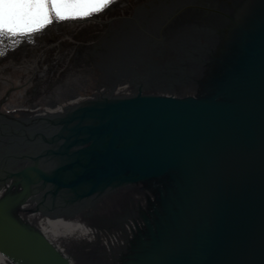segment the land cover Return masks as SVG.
<instances>
[{
	"label": "water",
	"instance_id": "obj_1",
	"mask_svg": "<svg viewBox=\"0 0 264 264\" xmlns=\"http://www.w3.org/2000/svg\"><path fill=\"white\" fill-rule=\"evenodd\" d=\"M101 41L90 97L0 111V264H264V0H137Z\"/></svg>",
	"mask_w": 264,
	"mask_h": 264
},
{
	"label": "rangeland",
	"instance_id": "obj_2",
	"mask_svg": "<svg viewBox=\"0 0 264 264\" xmlns=\"http://www.w3.org/2000/svg\"><path fill=\"white\" fill-rule=\"evenodd\" d=\"M122 20H106L108 30L100 34L101 39L108 35L111 30L117 28V24ZM79 27H83V24H78ZM98 37L96 36V40L90 41V48L98 41ZM70 42L74 43L75 41L71 40ZM0 43H5V39H0ZM90 50L81 52L69 48L54 50L50 53L41 51L37 52V55H42L43 60L51 63L49 66L46 64L48 67L44 68L43 64L41 67L35 68H15L11 65L10 59L7 58L8 60H6L3 57L0 46V96L8 87H14L0 104V111L14 108H21L22 110L33 107L39 109L53 108L56 105H64L69 100L89 96L94 89L96 90L100 80V72L95 62L97 58ZM93 57L95 64L91 65ZM17 58L20 59V57ZM22 70L23 74L21 75L20 71ZM33 70L35 74L28 81L27 77L31 75Z\"/></svg>",
	"mask_w": 264,
	"mask_h": 264
},
{
	"label": "flooded vegetation",
	"instance_id": "obj_3",
	"mask_svg": "<svg viewBox=\"0 0 264 264\" xmlns=\"http://www.w3.org/2000/svg\"><path fill=\"white\" fill-rule=\"evenodd\" d=\"M136 1L137 0H111V3L100 6V11L94 12L87 17H73L72 15H68L63 20H56L54 18L52 23H42L31 33H23L11 38L6 37L4 38L5 43H0L3 57L6 58V60L10 59V61H12L11 65L15 68H35L41 67L43 64L45 66L44 68H46L51 65V63H47L49 61L46 62V60H43L42 55H37V52L45 51L46 53H50L54 50L69 48L81 52L89 51L101 40L100 34L108 30L105 21L113 19L122 20L130 17L132 5ZM80 23L83 24V27L78 28V24ZM68 36L70 37L68 38ZM96 36H99V39H97L98 41L90 48V41H94ZM71 40L75 42L72 43L70 42ZM90 51L97 58L95 61L97 66L100 60L92 49ZM16 52H19V54H16ZM17 57H20V59ZM94 59L93 57L91 65L95 64ZM46 64H48V66ZM20 74H23V70L20 71ZM30 74L31 75L27 77L28 81L29 78L35 74V71L33 70Z\"/></svg>",
	"mask_w": 264,
	"mask_h": 264
},
{
	"label": "snow or ice",
	"instance_id": "obj_4",
	"mask_svg": "<svg viewBox=\"0 0 264 264\" xmlns=\"http://www.w3.org/2000/svg\"><path fill=\"white\" fill-rule=\"evenodd\" d=\"M111 0H0V39L31 33L68 15L87 17Z\"/></svg>",
	"mask_w": 264,
	"mask_h": 264
},
{
	"label": "bare ground",
	"instance_id": "obj_5",
	"mask_svg": "<svg viewBox=\"0 0 264 264\" xmlns=\"http://www.w3.org/2000/svg\"><path fill=\"white\" fill-rule=\"evenodd\" d=\"M123 21H125V19L124 20H122L121 22H123ZM115 31V29L114 30H111L110 31V33L108 34V35H110L112 32H114ZM107 36V35H106ZM103 39V38H102ZM101 39V40H102ZM100 40V41H101ZM102 42V41H101ZM100 42V43H101ZM102 45H104V44H99V47L100 48H102L103 46ZM100 48H98L96 45L95 46H93V48H92V51L98 56V54H101L100 53V51H99V49ZM95 51H97V52H95ZM83 97H86V96H83ZM87 97H90V95L89 96H87ZM79 99H81V97L80 98H76V99H72V100H69L66 104H64V105H56L55 107H53V108H49V107H45V108H43V109H39V108H37V109H33V110H30V112H28L29 111V109H25V114H29V115H31V114H47V115H51V114H59V113H61V111L63 110V108L64 107H68V106H72V105H74L75 103H77L78 101H80ZM85 99V98H84ZM88 99V98H87Z\"/></svg>",
	"mask_w": 264,
	"mask_h": 264
}]
</instances>
